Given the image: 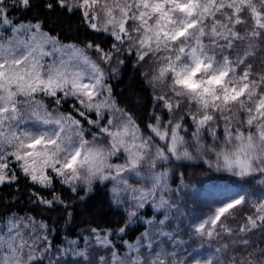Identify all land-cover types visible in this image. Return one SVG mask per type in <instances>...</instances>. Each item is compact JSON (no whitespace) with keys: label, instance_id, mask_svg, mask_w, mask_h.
Returning <instances> with one entry per match:
<instances>
[{"label":"snow or ice","instance_id":"1","mask_svg":"<svg viewBox=\"0 0 264 264\" xmlns=\"http://www.w3.org/2000/svg\"><path fill=\"white\" fill-rule=\"evenodd\" d=\"M33 7L77 16L112 42L62 43L40 19L11 16ZM128 54L135 67L150 66L140 73L152 90L142 123L108 83ZM176 168L184 171L172 187ZM189 168L226 173L237 190L197 215L186 200ZM21 177L53 190L50 198L30 192L34 203L68 216L73 205L55 193L56 182L83 191L81 202L111 182L119 226L104 235L89 229L111 264H264V0H0V187ZM149 205L163 219L140 215ZM3 219L0 264H60L55 229L31 215ZM136 223L148 227L124 241L136 254L121 257L109 234ZM197 243L207 250L189 252ZM89 264L109 261L99 255Z\"/></svg>","mask_w":264,"mask_h":264},{"label":"trees","instance_id":"2","mask_svg":"<svg viewBox=\"0 0 264 264\" xmlns=\"http://www.w3.org/2000/svg\"><path fill=\"white\" fill-rule=\"evenodd\" d=\"M41 2L42 0H34V3ZM11 16L16 17L17 22H21V20L27 22L32 20L33 17L40 19L43 22L44 30L49 31L54 36H58L60 41L64 43L83 45L86 41L93 40L107 47L112 42L106 35L92 32L77 16H72L71 20H69L66 15L59 14L58 12L47 13L39 7H33L31 13L23 17H21V13L19 12L12 13ZM250 25L251 22H249L248 26L250 27ZM120 58L124 59L125 57L121 56ZM134 61L135 56L128 54L126 63L118 69L116 77L113 78L109 74V77L112 79L108 80V83L113 86L114 95L119 100L120 106L129 107L142 123L146 118L147 111L151 109L152 90L150 86L143 82L140 73L150 66L144 64L143 66L135 67ZM70 102L72 101L69 100L61 109L68 110ZM48 103L51 104V101ZM93 118L95 117L93 116ZM88 127L91 128V126ZM91 130L95 131L94 128ZM88 138L91 139L90 136ZM163 167L170 166L162 165L161 169ZM181 171L184 170L176 168L175 175L172 171L169 172V184L172 187L180 183L178 176ZM184 180L188 184V187L185 189L187 204L190 210L195 209L197 215L209 211V206L214 201L222 199L225 193L230 194L231 191L237 190L236 183L226 173H214L205 168L187 169ZM111 187V182L106 186L97 184L94 190L81 202L78 199V195H84L83 191L73 194L66 190L65 186H61L59 182H56L54 185L55 193L61 195L67 203L73 205L72 209H69V211H72V215L68 216L60 211H48L44 206L34 203L35 197L31 196L30 192H40L41 195L50 198L53 190L41 189L21 177L18 185L13 184L11 188L0 187V220L8 215H31L37 221H44L48 224L49 229H55V231L49 232V238L53 244L54 258L58 259L60 264H89V261L97 260L99 255H106L108 258L110 254V250H106L96 244L89 229L98 228L103 233L107 229L118 227L119 225L116 222L121 220L122 211H117L110 204L111 194L108 189ZM244 187L250 191L252 190L247 184ZM140 214H143L145 217H155L156 220L163 219L164 216L163 210L155 212L154 209L151 210L148 206ZM171 223L174 225L176 221L173 220ZM230 223L235 225L237 222ZM181 227H184V225L182 224ZM145 228V224L136 223L129 228L127 233H110L109 238L114 242L116 250L119 253L124 249L123 240L129 242L135 241L136 237ZM165 229L166 231H170L171 226L165 227ZM85 237L89 239L86 241ZM74 239L77 241L73 246L82 248L86 256H76L70 252L63 255L56 253L57 248L65 246L67 241ZM184 239H187V237H184ZM214 246H219V244L216 243ZM207 247V245L201 247L197 243L192 248H189L188 251L192 252L195 249L196 251L204 252L207 250ZM44 263L48 264L46 257ZM37 264L39 263L37 262Z\"/></svg>","mask_w":264,"mask_h":264},{"label":"rangeland","instance_id":"3","mask_svg":"<svg viewBox=\"0 0 264 264\" xmlns=\"http://www.w3.org/2000/svg\"><path fill=\"white\" fill-rule=\"evenodd\" d=\"M17 23H19V22H17ZM62 43H64V42H62ZM91 56H92V58L93 59H95L96 57H95V54L94 53H89ZM56 56L57 57H59V54H56ZM53 58L52 57H45V61H51ZM106 68L108 67V66H105ZM109 74H111V73H109ZM112 78H108V80H111ZM38 98H41V97H38ZM44 100H48V102L50 101V99L49 98H47V97H42ZM70 104H71V102H70ZM50 110H51V108H50ZM61 111H65V110H63V109H61ZM68 110H66L65 112H67ZM30 124H31V122H29ZM90 139V138H89ZM148 208H150L151 210L153 209L150 205L148 206ZM155 212H157L156 210H154ZM140 215H142L145 219H151L150 217H145L143 214H140ZM146 227H148L147 225H145ZM4 228V219H1L0 220V229H3ZM165 231H166V229H165ZM106 232V231H105ZM105 232H101V235H104L105 234ZM109 236H110V234H109ZM93 239L95 240V237L93 236ZM69 241H73V240H69ZM69 241H67L66 243H65V248L66 249H68V251L70 252V253H72V254H74L75 252H84V250L82 249V248H80L79 246H73L75 243H76V239H74V241H75V243L74 244H70L69 243ZM130 243H135V241H133V242H130ZM122 244H123V247H124V249L121 251V252H119L118 253V255L119 256H121V257H124L125 256V254L126 253H129V249L127 248V246L124 244V241L122 242ZM60 248H63V247H60ZM169 250H171V248H169ZM37 251H39V249H37ZM130 255H135L136 253L135 252H131V253H129ZM63 255V254H62ZM108 261H109V264H111V256H110V254H109V256H108ZM39 263V262H38ZM45 264V263H44Z\"/></svg>","mask_w":264,"mask_h":264}]
</instances>
